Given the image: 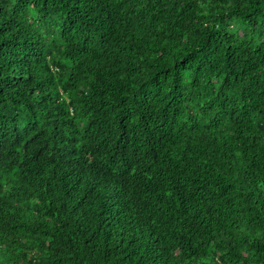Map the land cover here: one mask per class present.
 <instances>
[{
	"label": "trees",
	"instance_id": "1",
	"mask_svg": "<svg viewBox=\"0 0 264 264\" xmlns=\"http://www.w3.org/2000/svg\"><path fill=\"white\" fill-rule=\"evenodd\" d=\"M0 264H264V0H0Z\"/></svg>",
	"mask_w": 264,
	"mask_h": 264
},
{
	"label": "clouds",
	"instance_id": "2",
	"mask_svg": "<svg viewBox=\"0 0 264 264\" xmlns=\"http://www.w3.org/2000/svg\"><path fill=\"white\" fill-rule=\"evenodd\" d=\"M120 147H122V145H120ZM101 150L103 151V153H104L106 159L108 160V155H106V153H105L106 150H107V147H102ZM101 173H102V172H101Z\"/></svg>",
	"mask_w": 264,
	"mask_h": 264
}]
</instances>
